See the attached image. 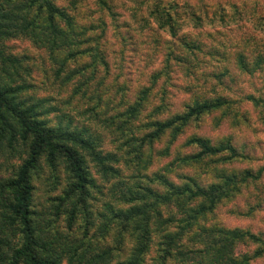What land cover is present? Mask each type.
Returning <instances> with one entry per match:
<instances>
[{
	"label": "trees",
	"instance_id": "trees-1",
	"mask_svg": "<svg viewBox=\"0 0 264 264\" xmlns=\"http://www.w3.org/2000/svg\"><path fill=\"white\" fill-rule=\"evenodd\" d=\"M134 1L148 26L158 25L164 59L150 74L141 70L132 82L125 79L115 93L106 84L96 95L92 81L84 82L96 95L85 110L90 123L113 136L108 150L91 125L66 113L51 119L58 110L29 94L22 59L5 47L7 39L28 38L49 51L59 74L70 61L88 57L83 76L109 82V61L89 45L93 27L79 7L0 0V151L21 159L0 177V264H147L153 252V264H254L264 258L263 231L230 227L218 215L224 203L239 198L246 206L231 214L247 218L263 210L264 168L238 166L250 154L234 135L193 131L224 124L243 130L248 116L238 104L264 107L263 97L249 94L241 101L220 90L243 74L264 75V7ZM98 3L111 8L108 0ZM175 64L186 74L180 86ZM117 76L109 82L114 88ZM174 87L188 96L178 107ZM46 169L55 180L49 211L35 202V177Z\"/></svg>",
	"mask_w": 264,
	"mask_h": 264
},
{
	"label": "rangeland",
	"instance_id": "rangeland-1",
	"mask_svg": "<svg viewBox=\"0 0 264 264\" xmlns=\"http://www.w3.org/2000/svg\"><path fill=\"white\" fill-rule=\"evenodd\" d=\"M58 4L74 8L78 6L84 21L89 23L93 28H90L88 35L90 36V44L98 46L104 56L107 57L110 65L108 71V79L116 80L117 75L120 76L119 84L114 88L109 82H106L102 77H96L90 80L88 76L84 77L82 69L84 63L89 61L88 57H78L69 62L62 72L59 74L60 65L55 62L49 51L43 47L37 46L32 40L25 37L7 39L5 47L7 51L15 56H18L23 61L22 74L27 79L29 84H32L30 95L34 99H47V106H54L58 111L50 115L51 119L59 121L60 117L66 113L67 118L74 116L78 119L81 125H91L100 135V140L105 149L113 148V136L102 128H97L90 123V113L85 110L89 107L88 100L91 97H96L100 94V90L105 89L104 85L109 84L110 91L116 92L117 88L125 79L129 78V83L142 70L147 74L162 66L163 56L158 53L164 52V43L156 42V33L154 31L158 25L148 26L145 19L146 14L139 11L137 3L134 0H108L111 8L102 10V6L98 3L101 0H55ZM170 1V0H168ZM186 4L197 3L200 0H173ZM209 5H215L220 2L227 8H230L231 3L240 4L245 1L251 3L258 2L264 7V0H206ZM77 12L78 16L79 13ZM137 19H133V15ZM80 18V16H79ZM96 26V28L94 26ZM103 27L106 31L102 33ZM152 27V28H151ZM185 31H192L194 28H186ZM207 29H211L207 27ZM163 38L170 37L163 31ZM89 56V55H87ZM90 57V56H89ZM174 66L173 76L174 81L180 86L185 81L183 69L180 66ZM208 69V67H206ZM103 74H106L104 70ZM78 73L73 75V73ZM85 73V71H84ZM71 77V79H70ZM92 81L91 93L84 85L85 81ZM213 83V82H209ZM172 102L176 107L181 105V102L188 96L180 92L178 87L172 88ZM223 93L228 94L232 98L241 100L247 95H255L256 97L264 98V75L256 73V75L243 74L238 80L226 83L220 87ZM242 101V100H241ZM238 105L244 107V113L248 119L244 123L243 130H233L227 128L224 124L221 127L203 126L202 129L195 128V132H204L207 135L218 136L232 134L237 139L240 146L246 145V152L250 154V161H243L238 165L240 168L253 166L255 168H264V107H255L252 102L242 101ZM212 117V116H210ZM67 120V119H66ZM204 125V124H203ZM206 125V123H205ZM191 132V133H195ZM95 133V132H94ZM96 134V133H95ZM19 153L12 151H0V177L8 176L12 170L20 163ZM55 180L51 172L46 169L40 171L35 177L36 183V206L44 211L50 210V197L54 194ZM101 181V179H99ZM264 190V187H263ZM264 197V196H263ZM255 197H250V201H254ZM98 205V204H97ZM262 205V204H261ZM236 206L245 207L246 203L243 198L236 201L226 202L218 211L221 220L230 227H246L255 231L264 232V208L261 212L251 217H240L236 214H231L229 211L235 209ZM262 207V206H260ZM63 230L64 228L61 227ZM155 253L153 252L147 260V264H153ZM254 264H264V258Z\"/></svg>",
	"mask_w": 264,
	"mask_h": 264
}]
</instances>
